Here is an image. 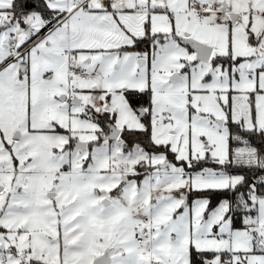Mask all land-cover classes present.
Here are the masks:
<instances>
[{"label": "snow or ice", "instance_id": "obj_1", "mask_svg": "<svg viewBox=\"0 0 264 264\" xmlns=\"http://www.w3.org/2000/svg\"><path fill=\"white\" fill-rule=\"evenodd\" d=\"M0 264H264V0H0Z\"/></svg>", "mask_w": 264, "mask_h": 264}]
</instances>
